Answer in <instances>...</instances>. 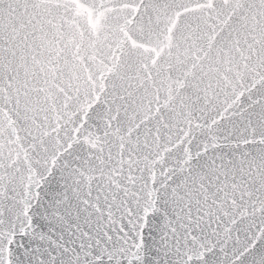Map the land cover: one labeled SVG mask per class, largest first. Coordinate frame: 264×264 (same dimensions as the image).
Segmentation results:
<instances>
[{"label": "snow or ice", "instance_id": "1", "mask_svg": "<svg viewBox=\"0 0 264 264\" xmlns=\"http://www.w3.org/2000/svg\"><path fill=\"white\" fill-rule=\"evenodd\" d=\"M0 264H264V0H0Z\"/></svg>", "mask_w": 264, "mask_h": 264}]
</instances>
